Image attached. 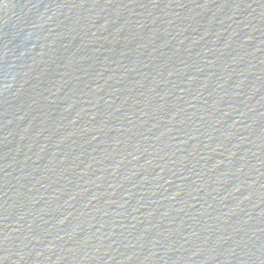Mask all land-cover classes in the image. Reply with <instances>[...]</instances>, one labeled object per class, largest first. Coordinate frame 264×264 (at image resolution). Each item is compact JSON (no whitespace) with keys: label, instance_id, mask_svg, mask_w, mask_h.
<instances>
[{"label":"water","instance_id":"1","mask_svg":"<svg viewBox=\"0 0 264 264\" xmlns=\"http://www.w3.org/2000/svg\"><path fill=\"white\" fill-rule=\"evenodd\" d=\"M0 264H264V0H0Z\"/></svg>","mask_w":264,"mask_h":264}]
</instances>
